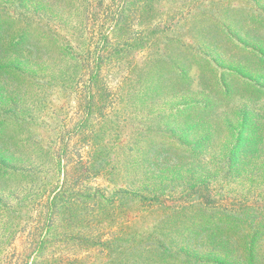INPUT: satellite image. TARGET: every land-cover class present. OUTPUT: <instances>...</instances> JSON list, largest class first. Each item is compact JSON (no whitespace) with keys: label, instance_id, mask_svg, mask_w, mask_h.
I'll list each match as a JSON object with an SVG mask.
<instances>
[{"label":"rangeland","instance_id":"374dc122","mask_svg":"<svg viewBox=\"0 0 264 264\" xmlns=\"http://www.w3.org/2000/svg\"><path fill=\"white\" fill-rule=\"evenodd\" d=\"M44 1L51 2L0 0V19L7 12L16 15L23 11L31 19L57 29L65 39L73 31L82 35L95 29L97 19H103L100 15L104 12L87 21V16L72 6L69 11L64 0H54L42 9ZM159 10L154 21L172 27V37L161 40L167 42L163 52H154L155 61L161 62L153 63L140 76L144 93L141 105L134 108L133 99L128 102L133 109H126L125 101L120 111L122 136L107 146L114 184H108L106 177L93 181L111 190L126 188L132 194L118 203L117 217L110 219L114 222L100 225L102 214L92 207L87 211L78 207L71 223L65 221V214L54 218L51 237H87L90 247L72 241L67 251L77 252L79 258L93 264L109 257L112 264H135L138 257L132 244L139 240L133 243L129 235L117 240L115 236L123 233V225L148 235L155 217H162H158V210H171L177 213L172 223L161 224V229L168 230L163 234V245L170 250L166 254L160 251L162 261L160 255L145 254L144 264H168L170 259L172 264H264V0H167ZM130 20L135 24L141 17ZM2 23L0 120L4 107L9 118L19 112L25 123L15 121L14 116L6 134L24 140L43 137V148L31 146L39 149L33 150L36 159L47 161L46 151L50 147V152L53 150L51 140L80 124L77 98L73 94L65 98L58 87L52 90V73L48 70L30 77L33 81L27 83L18 79L17 73L13 76L6 71L5 66L15 61L1 45L16 30L9 20ZM184 103H193L194 107H184ZM180 107L184 108L168 115ZM49 126L57 128H53L51 137ZM100 127L105 138L114 130L109 118L102 124L98 119L90 123V136ZM136 128L145 129L143 138L127 136ZM150 129L153 132L149 133ZM75 144L76 139L70 144L71 152ZM64 158L61 171L55 162L48 161L54 166L51 179L56 185L62 182L66 170L69 175L78 172L75 162L66 163ZM22 192L15 191L16 196ZM208 193L214 203L205 207L201 202ZM140 196L146 197L140 201ZM12 200L10 191H0V241L7 235L4 221L15 220L14 231L19 217L26 224L25 231L13 233L11 244L3 247L11 258L16 252H30L26 250L28 232L38 221L30 205L17 208V201L14 199L13 206ZM195 208L198 211L194 214ZM143 220L148 221L141 225ZM97 237L113 241L111 248L107 251L91 245L90 238ZM145 239L144 243L152 240ZM54 246L50 251L57 243Z\"/></svg>","mask_w":264,"mask_h":264},{"label":"trees","instance_id":"16d2710c","mask_svg":"<svg viewBox=\"0 0 264 264\" xmlns=\"http://www.w3.org/2000/svg\"><path fill=\"white\" fill-rule=\"evenodd\" d=\"M47 2L44 1L40 7L46 9L48 4L54 3V0ZM166 2L167 0H64L69 11L72 6L77 13L87 16V21L96 15L99 17V14L104 12L100 15L103 19L100 21L97 19L98 26L94 27L95 29L88 30L82 35H79L77 30L73 31L72 34H66L68 35L66 39L57 29H53L41 20L31 19L23 11L16 15L14 12H7L1 16L4 18L0 19V24L9 20L16 30L15 35L9 36L1 45L5 46V52H11L9 58L15 61V64L12 65L11 62L9 66H5V70L11 71L13 76L17 73L16 77L22 79L23 83L32 82V79L29 80L30 77L48 70V73H52L50 80L48 76L52 90L53 87L56 90L58 87L65 98L72 94L76 96L77 109L81 118L76 129L67 130V132L65 130V135L57 136L56 140L51 138L53 150L50 152V147L46 151L45 154L48 157L46 161L36 159L37 154L33 150L39 149L31 146L35 144L43 148V137L24 140V137L17 139L15 136L6 134L8 122L11 119L14 120V116L17 122L25 123V121L19 112H16L17 115L14 113L13 118H9L6 108L2 109L0 183L3 188H0V191H10L13 197L11 205L14 206L15 199L17 208L30 205L31 212L37 215L38 221L28 232L26 250L30 252H12L14 254L12 258L7 256L8 252L3 251V247L11 244L13 233L18 235L25 231L26 224H22L20 221L24 218L19 217L14 231L15 220L3 222L7 235L0 241V264H93L86 258L85 260L79 258L77 252L67 251L69 245H73L72 241L77 246L79 245L77 242H80L81 245L90 247L87 237L78 236L77 240L67 237L55 240L51 237L52 230L55 228L54 218L65 214V221L71 223L72 213H76L78 207L85 211L92 207V210L103 215V218L98 219L99 224L104 225L110 219L117 217L118 203L121 201V204L132 194L126 188L116 187L111 190L109 186L95 184L93 181L106 177L108 184H114L109 168L110 151L107 146L111 140H119L122 136L119 129L120 111L125 101L126 109L127 107L133 109L128 104L130 100H135L134 108H138L143 102L144 93L140 85V76L143 70L153 66V63L157 65L161 62L160 59L155 61L154 52L158 50L161 51L157 53L163 52L167 42L164 44L161 40H166L167 36L172 37L170 35L172 27L162 24L161 21H154V18L159 17V9ZM66 11L69 12L68 9ZM70 16L71 14H68V20ZM137 16L141 17L140 22L135 24L130 22V19H138ZM135 25L141 26L140 30L134 29ZM26 66L34 69L33 73ZM181 72L180 70L178 73ZM131 96L133 98H130ZM184 107L193 108L194 104L186 103ZM184 107L177 108L168 115L175 114L177 110ZM51 113L54 115L55 112L51 111ZM106 118L110 119L114 128L110 136L105 138V131L101 127L90 136L92 130L90 123L99 119V124H102ZM89 121L91 122L88 123ZM53 128L55 126L48 127L47 132L51 131L50 137L55 132ZM151 132L153 129H150L149 133ZM144 133V128H136L133 132H127V136L135 134V137L143 138ZM19 134L20 132L17 135ZM75 139L76 144L73 147L75 150L71 152L70 144ZM63 157L66 163L74 161L78 172L69 175L66 170L62 182L56 185L51 175L54 172V166H58L61 171ZM49 160L53 162V165L55 162L53 167L48 164ZM17 190H23L25 194L22 192L16 196ZM145 197L140 196L139 200ZM203 197L201 205L208 207L214 203L209 193ZM4 211L6 212L7 208ZM196 211L198 210L195 208L194 214ZM174 214L177 213L171 210L162 213L158 210V217H162L157 219L154 216L156 221L153 222L148 235L135 230L132 225V229L130 225H123V233L116 235L115 238L117 240L123 235H129L133 243L139 240L132 244V248H136L134 254L138 257L137 261H134L135 264H144L142 258L145 254L160 255L159 258L162 261L160 251L164 250L166 254V251L170 249L163 245V234L168 230L163 226L161 229V224L172 223ZM194 214L191 213V215ZM111 221L114 222L110 220L107 224ZM125 221H129V217ZM147 221L143 220L141 225ZM10 235L11 238H8ZM145 238L152 240L144 243ZM90 239L91 245H98L107 251L113 244V241L102 240L100 237ZM54 243H57V247L50 251L54 249ZM159 247L162 249L160 250ZM173 249L174 246L171 247V251ZM172 263L170 259L168 264ZM101 264H112V259L106 258Z\"/></svg>","mask_w":264,"mask_h":264}]
</instances>
